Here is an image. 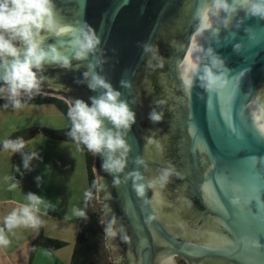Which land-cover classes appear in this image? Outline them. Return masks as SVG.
I'll return each mask as SVG.
<instances>
[{
	"label": "water",
	"instance_id": "1",
	"mask_svg": "<svg viewBox=\"0 0 264 264\" xmlns=\"http://www.w3.org/2000/svg\"><path fill=\"white\" fill-rule=\"evenodd\" d=\"M229 2L236 11L209 14L211 27L204 28L201 13L211 0H53L62 26H87L100 44L86 59L76 60L69 36L45 35L42 46L64 51L70 67L45 64L39 71L33 69L37 77H47L39 88L67 92L59 97L69 105L81 100L91 106V98L104 91L87 86L84 73L91 64V71L119 92L134 114L125 133L130 150L121 173L105 171L103 155L93 154L98 208L106 228L121 210V219L115 218L112 225L116 235L106 233L114 264H126L120 255L125 248L130 264H176L175 256L187 264L209 259L218 264H264V18L250 15L238 0ZM193 41L204 50L199 53L201 67L209 63L208 49L223 61V88L209 92L196 77L185 88L182 61ZM51 72L63 75L61 80ZM0 88L6 85L0 82ZM2 92L0 99L9 98ZM33 93L21 92L16 98ZM152 114L160 119H151ZM104 124L113 127L106 120ZM189 158L199 173L196 194L205 210L198 241L194 233L175 226V219H192V211L182 205L176 209L177 202L169 199L175 181L169 178L183 172ZM165 170L171 173L167 183L148 187ZM131 172L143 177L138 182L145 186L143 196L135 191L133 180L126 179Z\"/></svg>",
	"mask_w": 264,
	"mask_h": 264
},
{
	"label": "clouds",
	"instance_id": "2",
	"mask_svg": "<svg viewBox=\"0 0 264 264\" xmlns=\"http://www.w3.org/2000/svg\"><path fill=\"white\" fill-rule=\"evenodd\" d=\"M241 7H246L252 16L264 18V0H238ZM236 11L229 0H211L210 6L201 13L202 27H211L208 22L209 14L226 15ZM227 26L228 20L224 21ZM45 35L55 37L69 36L72 58L84 60L93 53L100 44L99 38L87 26L81 29L62 26L58 20L53 0H0V82L6 85V89L0 88V92L7 91L13 105L20 107L19 97L21 92L31 93L38 90L40 81L37 73L42 65L57 64L62 68L70 67L69 56L59 50L55 45H49L47 49L42 46ZM151 51L150 48L145 49ZM204 50L195 42L191 44L186 56L182 61L181 78L185 88L192 86L193 78L201 82V87L211 92L223 88L226 84L223 72V61L216 56L211 49L205 55L209 63L201 67L199 53ZM93 65L89 64V72L84 73L88 81V88L95 91H104L95 98H91V106L81 100L71 103L67 111V117L71 127L68 135L93 154H102L104 162L102 168L109 173H121L126 166V157L129 145L125 140V133L134 122V114L127 104L120 99V93L113 90L111 85L102 77L91 71ZM90 77V79H89ZM126 86V85H125ZM151 119L159 120L160 116L152 114ZM108 121L113 127H105L104 121ZM23 142L5 141L4 148L18 151L23 147ZM137 164H143V160L137 159ZM27 166V163H25ZM171 173L163 171L157 180L150 181L148 187H161L167 183ZM133 180V187L139 196H143L145 186L138 183L143 179L139 172H131L127 178ZM120 183L119 179L115 180ZM87 195V193H86ZM30 200L36 197L29 196ZM82 215V213H81ZM31 220L29 208L21 210V218L13 212L7 219L9 228L17 223ZM115 219L106 228L109 237H114L112 225ZM127 240V237H124Z\"/></svg>",
	"mask_w": 264,
	"mask_h": 264
},
{
	"label": "rangeland",
	"instance_id": "3",
	"mask_svg": "<svg viewBox=\"0 0 264 264\" xmlns=\"http://www.w3.org/2000/svg\"><path fill=\"white\" fill-rule=\"evenodd\" d=\"M151 97H154L153 93ZM68 126L67 118L54 105H20L19 108L14 105L0 106V164L3 165L2 170L8 162H14L16 159V169L29 175L30 191L34 190L30 196L36 199L31 200L29 204L36 207L40 202L49 204L51 212L56 209L58 219L63 222L57 224L46 220L45 236L64 242L66 245L55 252L47 251L44 258L37 256L34 264H70L71 262L89 191L86 156L77 145L48 138L41 132L32 134L27 140H21L24 146L18 151L11 152L10 149L2 150L1 148L5 141L12 142V136L24 131H57L67 129ZM9 155L15 159L11 157L12 159L8 160ZM95 179L98 188L96 174ZM98 204L96 194L94 210L100 215ZM30 213L33 214L31 211ZM100 218L104 239L97 264H114L110 261V250L106 245V224L103 223L101 215ZM175 261L176 264H187L185 259L179 256H175Z\"/></svg>",
	"mask_w": 264,
	"mask_h": 264
},
{
	"label": "crops",
	"instance_id": "4",
	"mask_svg": "<svg viewBox=\"0 0 264 264\" xmlns=\"http://www.w3.org/2000/svg\"><path fill=\"white\" fill-rule=\"evenodd\" d=\"M1 149H5L4 145ZM10 151L12 152L11 149ZM11 157L8 160L15 159ZM16 166V159L14 162H8L4 170H2L3 165L0 164V264H34L37 256L44 258L47 255L44 248H33L37 238L40 236L48 238L45 236V221L48 220L49 223L54 221L57 224L63 222L58 219L56 209L51 212L49 204L40 202L37 207L29 204L31 200L28 197L34 191L33 189L30 191L29 175L17 170ZM24 207L29 208L31 220L17 223L9 228L6 219L13 212L20 219Z\"/></svg>",
	"mask_w": 264,
	"mask_h": 264
},
{
	"label": "trees",
	"instance_id": "5",
	"mask_svg": "<svg viewBox=\"0 0 264 264\" xmlns=\"http://www.w3.org/2000/svg\"><path fill=\"white\" fill-rule=\"evenodd\" d=\"M50 74H52L51 76L56 77L58 80L59 79L61 80V76H63L61 74H57L53 72H51ZM151 78L156 88L155 93L158 95L161 92L159 89H157L158 86L156 85V80L154 75H151ZM65 93L68 94L67 92H64V95ZM68 98L70 101L75 100L74 97H70V95H68ZM15 99L19 100L20 105H37V106L46 105V104L54 105L61 112V114H63V116H65L68 120L67 111L70 105L65 100L54 98L46 94H38L31 96L29 98H15ZM5 105H13L12 99L11 98L0 99V106H5ZM68 124H69L68 128L64 130L24 131L22 133L15 134L14 136H12L11 140L13 142L27 140L31 137L32 134L41 132L43 135H45L48 138L73 143L84 151L87 162L89 191L85 205V213L79 225L78 238L74 247L70 264H97V261L100 258L103 249L104 232L101 225L100 215L94 210V199L98 190L95 174L93 171L94 155L93 153L89 152L83 144L78 143L68 135V132L70 131V127H71L69 120H68ZM172 146L173 145H171V148H169L170 151H174V148H172ZM65 245L66 244L64 242H61L59 240H53L40 236L34 241L33 248L36 249L40 247V248H44L48 252H55L57 250L62 249Z\"/></svg>",
	"mask_w": 264,
	"mask_h": 264
},
{
	"label": "flooded vegetation",
	"instance_id": "6",
	"mask_svg": "<svg viewBox=\"0 0 264 264\" xmlns=\"http://www.w3.org/2000/svg\"><path fill=\"white\" fill-rule=\"evenodd\" d=\"M39 76L43 77V80H41V81H44L47 78L46 76H41V75H39ZM39 76H38V79L40 78ZM46 93L47 94H54V95H56V97H54V98H59V99H60L59 96L64 94V92L61 90H56L53 88L44 87V88H39L38 90H35L32 96L38 95V94H46ZM177 149L179 150V154H181L180 148H177ZM200 158H202V156ZM190 161H192L190 158H189L188 162L185 161L187 165L185 166V170H183V172H180L181 174L180 173H176L175 175L171 174L172 179L169 178V180H171V182H172L174 179L175 181H173L171 183L172 185H170V188H172L170 190V192H171L170 195H172V196H169L170 197L169 199H170V202L171 201L177 202V206H179V207H177L176 209L179 210L181 205H182V206L189 207L188 209L192 211L191 217H193V218L190 219L187 216V218H189V220H187L186 222H183V220L176 217L178 219H175V221L178 224L175 226L178 229H185V231H187L188 233H190V232L194 233L195 238H193V239L197 240V237H198L200 230L203 229V227L205 226V224H203V219H199L205 215L203 213L205 210H204V205L202 204V202L200 201L199 197L196 194V191H197L196 180L198 178V177H196V175L198 176L199 173H197L195 168L191 165L192 162H190ZM176 177H178V178H176ZM99 193L101 194V198L103 197L102 200L105 203H107V200H105V198H104V191L99 190ZM114 205H115V203H114ZM115 206H118V205H115ZM173 211H175V209H173ZM120 213H121V210H119L116 213V215H114V219L115 218L121 219ZM173 215L177 216V215H179V213L174 212ZM167 221L170 222L169 219H167ZM176 238L183 239V237H178V236H176ZM113 244H115V242ZM126 251H127V249L125 248L124 250H122L120 252V255H121V257L124 256L126 258L125 259L126 264H130L128 258L125 255ZM111 257H115V254L111 253ZM179 258L183 259L182 257H179ZM192 264H197V263L192 262ZM199 264H218V263L215 262V260L209 259V260L202 262V263H199Z\"/></svg>",
	"mask_w": 264,
	"mask_h": 264
}]
</instances>
